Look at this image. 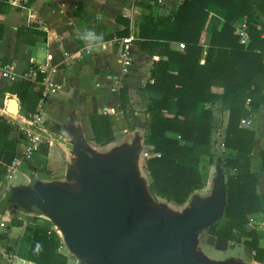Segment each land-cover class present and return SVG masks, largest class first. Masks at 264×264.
<instances>
[{"label":"trees","instance_id":"trees-1","mask_svg":"<svg viewBox=\"0 0 264 264\" xmlns=\"http://www.w3.org/2000/svg\"><path fill=\"white\" fill-rule=\"evenodd\" d=\"M34 1L28 0L27 5ZM211 14L216 20L207 31ZM244 20L249 25L248 44L241 43L235 34L236 24ZM124 22L126 27L119 37L130 34L129 20ZM133 42L141 53L160 57L154 61L151 80L143 89L159 94L147 100L148 133L144 139L161 153L143 163L153 191L181 207L206 186L214 163L215 109L199 108L221 103L229 111L224 146L236 151V156L219 163L226 171L225 221L221 227L214 224L208 229V240L216 249L227 250L240 236L248 237L244 244L254 252L255 260L263 261L261 235L256 228L247 227L251 216L264 212V194L259 192L258 176L252 171L256 133L241 121L250 119L264 104V0H182L172 15H144ZM173 42L185 47L174 50ZM43 78L44 74H39L38 79ZM216 82L222 84L221 93L213 90ZM34 86L31 80L21 79L7 89L23 102ZM119 99L129 116L127 88L120 89ZM90 119L99 145L115 140L113 117L95 114ZM10 130L9 120H2L0 178L7 175L17 150L18 140L9 138ZM206 156L210 157L207 165L203 164ZM261 159L264 169V150ZM62 242L54 228L36 223L26 227L17 254L36 264H67V256L59 251Z\"/></svg>","mask_w":264,"mask_h":264},{"label":"crops","instance_id":"crops-1","mask_svg":"<svg viewBox=\"0 0 264 264\" xmlns=\"http://www.w3.org/2000/svg\"><path fill=\"white\" fill-rule=\"evenodd\" d=\"M27 2L0 0V63L14 61L21 73L31 64L43 65L47 69V77L57 84L58 90L45 105L47 137L51 143H46L40 159L24 158L10 176L5 174L0 178V264H36L17 254L25 228L34 224L26 218V215H31L27 212L31 209L21 206L15 197L38 193L40 189H78L79 182L66 177L68 171L77 167L78 155L71 145L77 143L102 161L117 147L134 145L140 139L137 138L139 130L142 136L147 135V100L159 97V94L143 89L151 80L154 61L160 57L141 53L132 41L129 52L122 58L121 40L129 36L136 38L138 24L144 15L152 12H158L160 16L172 15L182 0H35L31 5ZM119 16L122 20L117 19ZM124 20H129L130 34L119 37L126 27ZM215 20L216 15L211 14L207 31H211ZM171 46L174 50H182L181 43L173 42ZM127 59L130 64L125 65ZM15 82L0 77V122L11 117H29L38 104L41 87L34 86L30 97L21 102L7 89ZM121 88H127L129 92V116L120 106ZM213 90L221 93V83L216 82ZM11 99L19 104L16 116L9 112ZM106 107L112 112L105 113ZM203 108L215 109L213 123L217 135L213 139L217 138V141H213L212 152L221 150L224 158H234L236 151L221 145L229 111L221 103L214 106L203 104L199 109ZM95 114H108L114 118V141L106 145L95 141L90 119ZM142 115L145 121L141 124ZM129 119L133 120L131 126ZM250 120L249 128L256 133L252 170L262 183L259 189L264 194L261 159L264 104ZM19 136L18 127L11 124L9 138L19 140ZM143 143L144 138H141L139 146ZM148 148L143 151V156L152 146ZM163 200L158 197V201ZM260 241L264 248L261 237ZM236 245L243 244L239 242ZM251 253L254 254L253 251ZM251 259L250 263L261 264L253 255ZM226 261V258L221 261L210 259L212 264L228 263Z\"/></svg>","mask_w":264,"mask_h":264},{"label":"water","instance_id":"water-1","mask_svg":"<svg viewBox=\"0 0 264 264\" xmlns=\"http://www.w3.org/2000/svg\"><path fill=\"white\" fill-rule=\"evenodd\" d=\"M18 106L11 99L10 114H18ZM71 148L78 155L77 167L66 177L81 182L78 189H40L15 199L25 208L49 213L74 251L91 255L96 264H212L196 255L193 237L224 215V175L209 200H196L177 216L159 207L151 215L142 196L144 183L137 176V142L102 161L77 143ZM148 189L158 201L151 184ZM142 214L147 222L140 220Z\"/></svg>","mask_w":264,"mask_h":264},{"label":"rangeland","instance_id":"rangeland-1","mask_svg":"<svg viewBox=\"0 0 264 264\" xmlns=\"http://www.w3.org/2000/svg\"><path fill=\"white\" fill-rule=\"evenodd\" d=\"M207 42H208V39L206 40V43ZM221 86H222V84H221ZM14 116H16V114H14ZM128 121H129V126H131L133 124V120L129 119ZM144 121H145L144 116L142 115L141 119H140L141 124ZM138 133H140V134H138ZM137 134H138L137 138H140L138 141H136L138 143V148H137L138 152H137V159H136L137 176L140 178V181L142 183H144L145 190L142 193V196L145 195V197L143 196L144 201L145 202L148 201L146 203H148L150 205L151 211L150 210L149 211H150L151 215H152V213H155L157 211V210H155V209H157V207H159L161 209H166L167 212L170 213L172 216H174V215L177 216L178 214L185 213L187 210H189L191 207H193L196 200L206 201V200H209L211 198V196L213 195V193L216 190L217 180H218L219 176L224 175V179L226 182V171L223 168V166H219V163H221L225 158H224L223 152L221 150L215 149L213 151L214 163L210 166L209 175H208V182L204 188L197 190V192H194L193 196L191 195L189 200L181 207H177V206L171 204L169 201H167L164 198H163L164 199L163 201H156L155 198L153 196H151V194L149 192L148 185L150 184V178L147 175V173L144 169V165H143L144 160L146 159L143 156V151L149 149L148 148L149 146L146 145L145 143H143V146L141 144L139 146L141 138L145 139V137L142 136L143 133L140 130H139V132H137ZM216 135H217V133H213V137H216ZM214 140L217 141V138L213 139V141ZM122 149L123 148H121V146L117 147L111 153H109L108 156L104 157L103 159H106L107 157H112L113 155H116ZM41 154H43V153H38L35 156H33V158L34 159H36V158L40 159V157L42 156ZM91 155H93V154H91ZM209 160H210L209 156L204 157L203 158V164L207 165L209 163ZM79 184H82V183L79 182ZM260 185H262V183H259V180H258L259 192H261V190L259 189ZM59 189L61 191L65 192L71 188L59 187ZM27 212H29V214H31L29 216L26 215L28 222L32 221V224L40 223V224L49 226L51 228H54L60 234V236L63 239V242L59 248V251L62 254H64L65 256H67V258H68L67 264H96L94 258L91 255L83 254V253H77L76 251H74L69 246L67 239H66L65 231L61 228L59 223L56 222L55 219L49 213H47V212L38 213L36 211V209H31ZM14 214L15 213H13L12 215H14ZM23 216H25V215H23ZM139 218L142 222L148 221V218L144 214L140 215ZM250 218H253L256 222H253L252 224H250V222H249L247 224V227L248 228H256L259 231L261 238H262V241H263L262 245L264 246V212L260 213V215H258V216H251ZM224 221H225V217L223 215L220 218L213 221L212 224L199 229L195 233V235L193 237V242H194L193 245H194V248L196 251V255L200 259L208 261V262H210V259L215 260V261H218V260L221 261L222 258H224V259L226 258L227 259L226 262H231L232 264H256V263H250V261L252 260L251 259L252 255L254 257V254L251 253L252 251L243 242V240H249L250 238H248V237L240 236V238H238L237 240L232 241V242H234L233 244L230 243L231 246L227 250L216 249L214 247L213 243H211L208 240L209 239L208 229L214 224L218 225V227H221L222 224L224 223ZM239 242L242 243L243 245H241V246L236 245V243H239ZM260 244L261 243H259V245ZM257 262L264 264V260L263 261H257Z\"/></svg>","mask_w":264,"mask_h":264},{"label":"built area","instance_id":"built-area-1","mask_svg":"<svg viewBox=\"0 0 264 264\" xmlns=\"http://www.w3.org/2000/svg\"><path fill=\"white\" fill-rule=\"evenodd\" d=\"M248 26L249 25L246 20L236 24L235 34L239 37L240 42L243 44H248L250 41ZM133 39V36H129L121 40L123 47L120 51V55L122 58L126 56L127 51L129 52ZM181 47L182 49L185 47L184 43H181ZM124 63L125 65H128L130 64V61L127 59ZM124 68L127 70V66H124ZM39 74H44V78L42 80L38 79ZM46 74L47 69L43 65L31 64L28 70L21 73L17 69V63L14 61L5 64L0 63V77L10 79L11 81L29 79L37 86L41 87L38 104L35 111L29 117H20L18 119L11 117L14 122L11 118L8 119L11 124L18 127L20 136L15 158L12 164L8 166L7 176L11 175L24 158H31L38 153H43L46 143H51L47 137L48 128L46 125L45 105L49 97L58 90V86L49 80ZM109 110L110 109L106 107L103 111L105 113L112 112V109L110 111ZM250 123V119H242L241 121L242 126L246 127H249ZM221 145L224 146L223 141L221 142ZM160 155L161 153L155 151L153 147L150 151L144 152V157L146 159ZM249 222L252 224L256 221L253 218H250Z\"/></svg>","mask_w":264,"mask_h":264}]
</instances>
